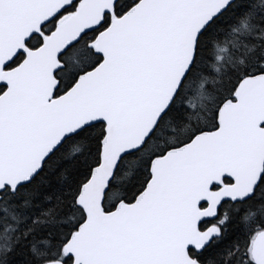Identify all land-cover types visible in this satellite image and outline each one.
<instances>
[{
    "label": "snow or ice",
    "instance_id": "1",
    "mask_svg": "<svg viewBox=\"0 0 264 264\" xmlns=\"http://www.w3.org/2000/svg\"><path fill=\"white\" fill-rule=\"evenodd\" d=\"M0 264H264V0H0Z\"/></svg>",
    "mask_w": 264,
    "mask_h": 264
}]
</instances>
